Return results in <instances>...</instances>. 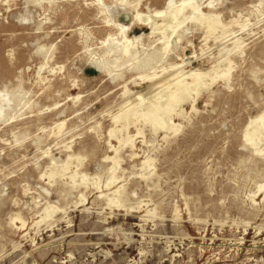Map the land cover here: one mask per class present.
Listing matches in <instances>:
<instances>
[{
    "label": "rangeland",
    "instance_id": "obj_1",
    "mask_svg": "<svg viewBox=\"0 0 264 264\" xmlns=\"http://www.w3.org/2000/svg\"><path fill=\"white\" fill-rule=\"evenodd\" d=\"M190 1L0 0V264H264V0Z\"/></svg>",
    "mask_w": 264,
    "mask_h": 264
},
{
    "label": "bare ground",
    "instance_id": "obj_2",
    "mask_svg": "<svg viewBox=\"0 0 264 264\" xmlns=\"http://www.w3.org/2000/svg\"><path fill=\"white\" fill-rule=\"evenodd\" d=\"M142 1L143 0H112V8H113V10L115 11V10H117V11H125V12H127L129 15H130V24L129 25H123V24H119L116 20H115V18L114 19H112V21L111 20H109V21H111L112 22V24H111V27L112 28H115L117 31H118V34L119 35H121L124 39H126L125 38V34H126V32L128 31V27L129 26H133V25H136V24H140V23H142L143 25H150L151 23H152V21H154V20H156V19H160V21L163 23L161 26H160V29L159 30H162V32L163 33H166V32H168V31H170V32H172L173 31V26H174V24H176L177 23V20H178V16L181 14V11H182V8L183 7H188V6H190V9H192V3H191V1L189 0V1H181L180 3H179V5L177 6V7H173V4H172V2L171 1H169V2H167V5H166V7H165V9H164V11H156V12H154L153 13V16H147V17H145V20H143L142 19V17H143V14H141V13H139V7H140V5H141V3H142ZM95 3H97V5L99 6H101V7H103L104 5H103V2H102V0H95ZM104 8V7H103ZM193 11V10H192ZM110 12V11H109ZM108 12V10L107 9H104V14H105V19H109V17L112 15L111 13L113 12H111V13H109ZM198 12V11H197ZM109 14H111L110 16H109ZM194 14H196V9L194 10ZM199 17H198V19H201V18H203V14H200V13H198L197 14ZM211 18H213V16H209L208 17V20H210ZM111 19V18H110ZM206 19V18H205ZM196 21H198V20H196ZM155 22V21H154ZM202 22V21H201ZM106 25H108V24H106ZM159 27V26H158ZM153 30L155 31V30H157L158 31V28L157 27H154L153 28ZM153 31V32H154ZM127 41V40H126ZM120 46V45H119ZM122 51V50H121ZM123 52L125 53V54H127L128 56H129V58L131 57V59H134V57L135 56H131L129 53H128V51H127V49H123ZM174 79H172V80H166V79H158V81H155V82H152V84H154V85H152L151 87L152 88H155V89H157V90H159L158 91V93H160V92H162V91H164L165 89H169V87H171V86H175V89H176V92H178L179 94H178V97H177V99H182L186 94H188V92L190 91V90H188L189 89V87H190V85L189 84H186V83H183V82H181V80H174ZM170 82H172V83H170ZM193 82H195V83H197V82H199V79H198V77H197V79L196 78H194V80H193ZM154 86V87H153ZM150 87V88H151ZM155 92V91H154ZM157 92V91H156ZM178 101V100H177ZM4 103L3 104H0V119H1V117L4 115V112H3V110H2V105H5L8 109H9V107L11 106L9 103H10V100L9 99H7V100H4L3 101ZM167 102V104H166V106H170V104H171V102H170V100H167L166 101ZM164 107V106H163ZM159 108V107H158ZM157 110V109H156ZM162 111H163V109H161ZM158 111V110H157ZM160 111V110H159ZM153 112V111H152ZM146 117H147V119H151V117H153V118H155V119H152L153 120V122L155 121H157V115L155 116V115H150L148 112H147V114L145 115ZM160 116V115H159ZM162 117V116H161ZM161 119V118H160ZM159 120V119H158ZM160 121V120H159ZM162 121V120H161ZM160 121V122H161ZM256 122H261L260 124H259V122L257 123V126L259 127V126H262V121H263V118H262V116H260V117H258L256 120H255ZM165 123V122H164ZM158 124H160V123H158ZM166 124V123H165ZM161 125H163V121L161 122ZM166 128H167V124H166ZM259 129H261V127H259L258 128V130ZM247 138H249V136H247ZM252 139V138H251ZM247 141V140H246ZM253 139H252V141H249L250 143H253ZM264 188H262V190H263ZM49 217V216H48Z\"/></svg>",
    "mask_w": 264,
    "mask_h": 264
}]
</instances>
